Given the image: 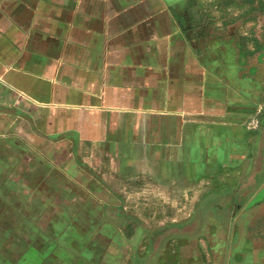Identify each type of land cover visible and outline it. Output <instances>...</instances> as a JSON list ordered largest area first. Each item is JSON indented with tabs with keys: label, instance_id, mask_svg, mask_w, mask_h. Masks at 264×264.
Instances as JSON below:
<instances>
[{
	"label": "crops",
	"instance_id": "crops-1",
	"mask_svg": "<svg viewBox=\"0 0 264 264\" xmlns=\"http://www.w3.org/2000/svg\"><path fill=\"white\" fill-rule=\"evenodd\" d=\"M208 1L0 0V264H208L194 208L264 152Z\"/></svg>",
	"mask_w": 264,
	"mask_h": 264
},
{
	"label": "rangeland",
	"instance_id": "rangeland-1",
	"mask_svg": "<svg viewBox=\"0 0 264 264\" xmlns=\"http://www.w3.org/2000/svg\"><path fill=\"white\" fill-rule=\"evenodd\" d=\"M205 6L204 17H208L211 23L218 21L224 26L234 25L235 29L231 31L241 36L242 44L237 46L241 45L239 64L242 75L248 78L251 76L254 84L263 90V103L264 0H209ZM261 110L258 113L256 132L264 128L261 123L264 110ZM263 164L264 152H257L252 158L251 167L247 165L239 175H221L220 180L226 181L225 187L223 183L220 184L219 190H211L204 204L195 206L193 217L196 222L189 230L196 231L201 221L207 225V232L204 233L206 237L203 240L194 237L193 241L194 254L198 241L199 244L203 241L204 246H209L208 259L204 262L228 264L231 253H235L233 249H237V264H264V173H258L253 179L254 183L247 174L256 166L260 170ZM175 220L177 222L174 224H180L179 217ZM159 225L162 226L156 224ZM196 234L193 233L194 236ZM194 258L195 264L201 262L196 256Z\"/></svg>",
	"mask_w": 264,
	"mask_h": 264
},
{
	"label": "flooded vegetation",
	"instance_id": "flooded-vegetation-1",
	"mask_svg": "<svg viewBox=\"0 0 264 264\" xmlns=\"http://www.w3.org/2000/svg\"><path fill=\"white\" fill-rule=\"evenodd\" d=\"M263 147H264V144H263Z\"/></svg>",
	"mask_w": 264,
	"mask_h": 264
}]
</instances>
